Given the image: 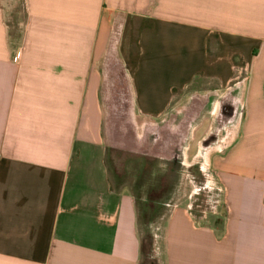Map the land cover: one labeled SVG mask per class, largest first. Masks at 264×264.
<instances>
[{
	"label": "crops",
	"instance_id": "0c3cea01",
	"mask_svg": "<svg viewBox=\"0 0 264 264\" xmlns=\"http://www.w3.org/2000/svg\"><path fill=\"white\" fill-rule=\"evenodd\" d=\"M120 88L146 121L188 96L231 107L207 155L219 212L175 206L164 264H264V0H0V264H140V211L105 139Z\"/></svg>",
	"mask_w": 264,
	"mask_h": 264
},
{
	"label": "rangeland",
	"instance_id": "374dc122",
	"mask_svg": "<svg viewBox=\"0 0 264 264\" xmlns=\"http://www.w3.org/2000/svg\"><path fill=\"white\" fill-rule=\"evenodd\" d=\"M16 5L17 2L9 7L7 17L9 30L14 32L12 41L24 21V7L22 3L18 8ZM196 86L199 90L206 87L200 82ZM121 91L120 88L119 92H110L105 100L108 110L105 139L111 173L116 178L120 175L129 184L140 211L143 245L140 264H164L163 237L175 206L187 203L192 213L206 218L219 212L222 197L217 187L208 183L207 155L219 139L221 143L228 140L229 126L234 121L229 112L231 107L221 101L217 112L211 114L207 97L188 96L178 102V113L146 121L133 112L131 95L125 89ZM192 105L194 112L187 113ZM212 122L220 127H210ZM191 123L194 137L189 134Z\"/></svg>",
	"mask_w": 264,
	"mask_h": 264
},
{
	"label": "trees",
	"instance_id": "16d2710c",
	"mask_svg": "<svg viewBox=\"0 0 264 264\" xmlns=\"http://www.w3.org/2000/svg\"><path fill=\"white\" fill-rule=\"evenodd\" d=\"M142 255H143V245L141 243V257H142Z\"/></svg>",
	"mask_w": 264,
	"mask_h": 264
},
{
	"label": "bare ground",
	"instance_id": "6f19581e",
	"mask_svg": "<svg viewBox=\"0 0 264 264\" xmlns=\"http://www.w3.org/2000/svg\"><path fill=\"white\" fill-rule=\"evenodd\" d=\"M195 124V123H194Z\"/></svg>",
	"mask_w": 264,
	"mask_h": 264
}]
</instances>
